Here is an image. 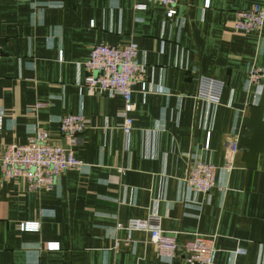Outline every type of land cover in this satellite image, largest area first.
Listing matches in <instances>:
<instances>
[{"label": "crops", "instance_id": "1", "mask_svg": "<svg viewBox=\"0 0 264 264\" xmlns=\"http://www.w3.org/2000/svg\"><path fill=\"white\" fill-rule=\"evenodd\" d=\"M256 4L264 0H178L169 17L150 0H0V264H184L181 250L162 259L147 231L117 229L152 215L179 245L215 234V264H264V152L249 168L238 150L223 169L253 101L247 70L264 69V27L233 28L236 12ZM130 40L147 90L134 87L127 140L123 97L90 90L85 63L94 45ZM202 76L224 84L218 104L198 99ZM78 113L88 121L75 147L83 169L38 192L5 178L7 146L38 128L63 144L59 120ZM195 156L219 168L206 194L184 184Z\"/></svg>", "mask_w": 264, "mask_h": 264}, {"label": "built area", "instance_id": "2", "mask_svg": "<svg viewBox=\"0 0 264 264\" xmlns=\"http://www.w3.org/2000/svg\"><path fill=\"white\" fill-rule=\"evenodd\" d=\"M150 1L165 6L168 9L169 17L176 14L178 0ZM134 9L136 11L146 10L147 4L136 3ZM263 27L264 5L256 4L248 10L236 12V20L233 23L234 30L260 33ZM85 66L90 71V75L85 78V84L90 90H97L109 96L120 95L123 97L125 106L119 112L120 127L128 140L133 129V118L130 116V112L134 107L132 104L134 87L136 84H140L143 92L147 90V84L142 80L145 64L140 60L138 44L134 40H130L123 46L94 45ZM263 82L264 69L255 65L250 66L247 70V91L253 92L252 105H257L259 102L263 91ZM223 87L224 84L221 81L202 76L199 78L197 97L218 104ZM41 106L44 104L38 103L35 108ZM87 123L83 114H67L59 120L63 144L51 142L48 132L43 128H38L29 137L27 143L7 146L1 159L5 178L23 177L28 183L29 190L34 192L53 190L62 173L84 168L85 164L75 155V147L80 142ZM1 126L2 115L0 114V128ZM206 145L209 146V141ZM237 153V141H230L227 163L223 167L228 174L234 167V158ZM218 170V166L213 163L197 156L191 157L184 184L191 190L206 194L216 186ZM38 228V222H24L20 225V229L23 231H33ZM117 229L147 231L162 259L173 261L177 257L178 251L181 250L184 253V264L216 263L217 236L215 234H196L185 244L179 245L175 235L163 230L161 220L156 215H152L146 220L132 219L125 226L118 224ZM58 247V243L48 244L50 249Z\"/></svg>", "mask_w": 264, "mask_h": 264}, {"label": "water", "instance_id": "3", "mask_svg": "<svg viewBox=\"0 0 264 264\" xmlns=\"http://www.w3.org/2000/svg\"><path fill=\"white\" fill-rule=\"evenodd\" d=\"M237 147L241 161L249 168L254 167L257 155L264 152V84L258 104L252 105L243 119Z\"/></svg>", "mask_w": 264, "mask_h": 264}]
</instances>
